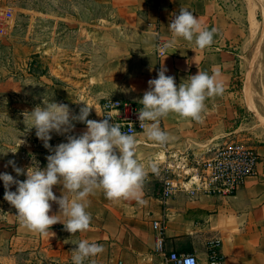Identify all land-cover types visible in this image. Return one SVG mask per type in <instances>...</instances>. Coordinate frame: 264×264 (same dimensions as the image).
<instances>
[{
	"label": "crops",
	"instance_id": "obj_1",
	"mask_svg": "<svg viewBox=\"0 0 264 264\" xmlns=\"http://www.w3.org/2000/svg\"><path fill=\"white\" fill-rule=\"evenodd\" d=\"M17 1L0 0V20H6L7 11L12 14ZM64 1L79 17L87 15V5L95 10L81 22L73 14L69 18L72 23L66 26L67 35H52L49 41L39 40L23 47L47 60L45 72L39 75H49L51 98L67 104L74 113H79L85 102L94 107L88 119L101 120L99 103L106 96L129 99L141 108L138 101L162 66L177 86L199 70L218 74L216 79L223 84L224 92L205 101L202 123L175 114L161 119V129L171 136L164 146L150 141L143 132L136 134L139 159L146 165L149 161L155 163L158 171L148 170L139 201L113 203L101 190L90 195L87 211L92 220L87 232L72 236L62 223L51 227L55 233L51 237L28 231L18 221L17 210L4 200L0 180V247L38 249L53 257H64L71 264L76 247L71 242L87 239L103 245L104 251L85 264H165L163 255L153 250L155 233L151 224L153 219L164 218L165 252H193L198 264H207L206 240L219 236L223 264H264V123L255 118V106L249 107L244 99L245 81L236 44L241 28L229 5L223 0ZM181 8L189 9L203 28L215 29L213 43L200 49L194 40L190 43L178 38L175 46L158 54L157 41L166 43L172 38L168 25ZM258 114L261 116V108ZM23 129L19 139L29 146L25 150L33 152L34 163L29 167L38 164L45 168L46 157L52 153L36 137L35 129L27 131L26 125ZM85 130V124L76 123L69 134L79 135ZM232 140L251 145L259 154L256 173L248 176L235 194L223 197L181 190L166 201L160 198L165 160L184 154L198 160L207 148ZM65 142L66 136L56 133L49 141L53 148ZM4 172L21 181L26 179L17 176L12 166L2 165L0 173ZM11 190L15 191L16 186ZM62 191V185L53 187L58 197ZM65 194L71 198V194ZM50 203L49 215L58 214L61 221L66 220L59 214V206Z\"/></svg>",
	"mask_w": 264,
	"mask_h": 264
},
{
	"label": "clouds",
	"instance_id": "obj_2",
	"mask_svg": "<svg viewBox=\"0 0 264 264\" xmlns=\"http://www.w3.org/2000/svg\"><path fill=\"white\" fill-rule=\"evenodd\" d=\"M168 27L172 38L162 45L161 52L175 46L178 38L190 43L194 40L200 49L213 43L215 29L203 28L187 8H181ZM166 72L162 66L157 78L148 81L149 90L138 101L142 106L138 111L142 132L147 139L161 146L171 140L170 134L160 127L161 119L175 114L202 123L205 101L224 92L223 84L216 79L218 74L209 75L199 70L189 76L186 83L177 86L175 78ZM52 96L46 94L43 106L37 105L24 113L26 130L35 129L36 137L52 153L46 157L47 166L42 169L34 164L24 169L9 160L5 167L12 166L17 176L23 175L26 179L21 181L4 172L0 173V180L5 189L4 200L17 210L16 217L22 227L51 237L55 235L51 227L62 223L64 230L73 236L90 230L92 216L87 211L90 195L101 190L113 203L130 199L139 201L148 170L156 173L158 168L151 161L146 165L139 159L136 131L132 125L128 132H123L110 115H104L106 118L99 121L88 119L94 107L87 103L83 102L79 113H74L67 104L55 102ZM76 123L85 124L86 130L79 135L69 134ZM52 133L65 135L67 142L53 148L49 143ZM13 185L15 191L11 190ZM57 185H62L64 190L59 197L53 192ZM65 192L71 194V198ZM50 202L59 206V214L66 220L61 221L58 214L49 215ZM71 243L76 246L72 250V264H85L86 260L104 251L103 245L87 239ZM176 264H196V258L182 256Z\"/></svg>",
	"mask_w": 264,
	"mask_h": 264
},
{
	"label": "rangeland",
	"instance_id": "obj_3",
	"mask_svg": "<svg viewBox=\"0 0 264 264\" xmlns=\"http://www.w3.org/2000/svg\"><path fill=\"white\" fill-rule=\"evenodd\" d=\"M223 1L229 5L241 28L236 40L237 53L250 93L246 94L244 87V99L249 107L255 106L252 109L255 118L262 119L263 124L264 0ZM92 8L87 5V15L79 17L64 0H20L13 5L11 17L0 20V167L9 160L23 168L34 163L33 152L25 150L29 146L19 144L25 125L23 112H30L37 105L43 106L45 95L53 94L49 75H39L45 72L47 60L29 53L23 46L31 47L39 40L49 41L52 35L54 38L67 35L66 26L72 23L69 18L76 14L75 18L81 22L92 15L95 10ZM6 152V155L2 154ZM0 251L3 254L0 264H70L64 257H53L50 252H39L38 249L2 245Z\"/></svg>",
	"mask_w": 264,
	"mask_h": 264
},
{
	"label": "built area",
	"instance_id": "obj_4",
	"mask_svg": "<svg viewBox=\"0 0 264 264\" xmlns=\"http://www.w3.org/2000/svg\"><path fill=\"white\" fill-rule=\"evenodd\" d=\"M10 17L11 12L7 11L5 18ZM163 44L162 41H157L158 54L164 53L160 51ZM99 106L101 120L106 118L104 115H110L123 132H128L131 125L136 134L143 131L138 120L140 108L133 101L106 96L101 98ZM204 155L198 160L185 154L165 160L161 169L160 198L166 201L181 190L190 194L203 193L223 197L233 195L248 176L256 173L259 163V154L254 147L236 140L207 148ZM151 224L155 233L153 250L163 255L165 264H176L182 256H193L198 264V258L193 252H165L164 218L153 219ZM206 251L207 264H223L219 236H211L206 240Z\"/></svg>",
	"mask_w": 264,
	"mask_h": 264
},
{
	"label": "bare ground",
	"instance_id": "obj_5",
	"mask_svg": "<svg viewBox=\"0 0 264 264\" xmlns=\"http://www.w3.org/2000/svg\"><path fill=\"white\" fill-rule=\"evenodd\" d=\"M252 17H253V16H252ZM253 21H254V20H253ZM253 21H252V23H254ZM245 82H246V81H245ZM247 84H249V82H248ZM247 88H248V87L245 86L246 94L249 93L248 90H247ZM249 90H250V89H249ZM250 91H251V90H250ZM251 92H252V91H251ZM246 94H245V96H247ZM249 94H250V93H249ZM248 100H249V102H250L251 104H253L252 101H251V99H250L249 97H248ZM261 121H262V119H261Z\"/></svg>",
	"mask_w": 264,
	"mask_h": 264
}]
</instances>
